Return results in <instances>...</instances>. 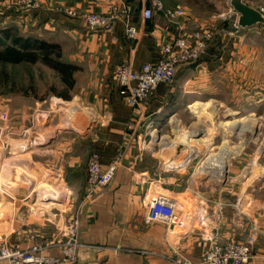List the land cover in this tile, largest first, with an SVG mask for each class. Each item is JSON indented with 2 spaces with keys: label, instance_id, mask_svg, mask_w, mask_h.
Instances as JSON below:
<instances>
[{
  "label": "crops",
  "instance_id": "crops-1",
  "mask_svg": "<svg viewBox=\"0 0 264 264\" xmlns=\"http://www.w3.org/2000/svg\"><path fill=\"white\" fill-rule=\"evenodd\" d=\"M118 1L44 0L46 10H33L32 12H20L14 8L5 12L2 9L7 6H3V2L0 1V11L5 12L2 14V24L5 26L2 29H6L9 24H15L17 30L26 36L58 44L62 49L64 59L80 67L75 74L74 98H78L82 105L96 112L98 125L87 146L81 143L65 148L48 145L45 151L53 154L54 158L55 155L58 158L52 161L46 160V162L53 171L55 167L59 169L61 181L66 187L64 195L68 199L73 198V201L78 200L76 208L67 215L68 218L64 223L66 224L72 216L79 218V238L85 248L81 249L77 260L71 264H176L173 260L175 251L180 252L192 262L198 263L207 249L208 238L196 233L179 236L177 239V236L167 233L163 224L149 226L144 224L147 206L155 196L151 193L155 183L163 185L165 181L170 184L172 190L166 191L174 197L190 193L193 200H196L193 210H197L194 208L205 201L212 204L224 203L226 205L224 221L220 225L221 228L213 230L211 237L219 241H228L246 238L250 233L247 220L254 218L253 222H259L262 224L260 227L264 229V206L260 207L264 203V198H262L264 179L246 181L239 173L240 166L234 162H229L221 179L213 176L210 179H199L194 177V174L188 177L184 173L191 168L192 160H195L199 154L189 161L188 150L180 149V145L170 147L174 149L166 147L170 149L168 151L155 143H161L164 138L163 126L167 127L166 120H171L174 115L182 114L180 111L183 109L186 108L190 115H196L195 117L198 118L197 113L191 108L195 103L213 106L219 114L226 112L231 102L230 99L222 97L220 91L225 89L224 86L230 79L233 80L232 74L229 73L231 66L236 64L233 60L236 55L245 63L252 57L256 58L257 50L248 51L247 48L250 45L242 46V43L253 42L260 36L246 32L234 39L224 41L225 37L221 38L222 35L210 24L211 21L204 22L195 16L186 3L175 0L171 5L162 0L169 8L182 7L185 9L187 15L180 18L178 22L186 23L191 30L197 27L211 28V25L215 33L214 40L199 62L179 67L176 84L173 87L161 84L145 105L134 110L124 103L119 94V89L112 79L114 69L124 61L130 62L136 70H141L147 63L157 61L159 53L155 40H169L178 36L181 31L178 25L170 23L162 14L156 15L151 20L144 19L142 11L150 6L151 0H124L132 8L130 23L139 30L135 39L127 37L125 25L121 21H117L113 30L109 32H94L87 29L80 19L71 18L63 13V10L68 7L82 12L103 13ZM243 1L257 9L248 0ZM237 20L238 15L234 23ZM253 27L240 29L251 30ZM240 29H234L228 34L233 36ZM220 42L222 43L221 48ZM234 42L240 43L241 48L238 52L228 49ZM240 69L245 70L243 73L245 79H242V82L247 83V74L251 67L241 66L240 63ZM174 103H177L176 110L172 111L170 106ZM40 105L36 103L35 113L38 112L34 116L30 115L31 120L38 119L40 111L48 112L40 108ZM180 119L183 122V118ZM170 120L168 122L171 125ZM131 121L133 125L130 128L128 126ZM11 124L9 127H4L2 131L5 133L3 135L4 144L5 142L8 144L6 154L12 155L6 157V161L12 168H26L25 164L33 160L40 149L38 142H33L34 139L38 140L36 134L39 133L31 132L33 127L30 125V128L29 126L25 128H29L31 135L23 136L21 121L14 120ZM207 127L210 126L207 125ZM207 133L202 136L204 144L210 137V133L208 131ZM149 136L151 139L148 145L146 140ZM151 143L154 144L151 145ZM208 151L210 150L207 148L204 152ZM93 154L99 156L104 167L118 158L121 165L111 185L100 189L92 202H86L84 198L87 168ZM202 154L203 151L200 156ZM19 155L27 160L19 161ZM35 163L38 162L35 161ZM170 163H175V165L180 163L173 173L171 169L166 170V164L169 167ZM198 168H196L197 171ZM14 178L18 180V177ZM203 184L211 185L213 188L210 190L207 188L206 192L201 191L200 186ZM30 197L31 195H28L24 198L29 199ZM175 199L186 212H192V208H188L178 198ZM251 202L257 203L258 206L252 208ZM0 206H2L1 212L4 207L3 201H0ZM208 206L211 210H216L212 205ZM15 232L16 236L8 237L7 234L6 237L14 246L22 249L33 244L31 239L33 234L40 233L41 240L46 241L52 240L56 235L53 233L51 237L48 236L50 235L47 234L50 232L49 226L41 230H29V233ZM173 237L175 239H171ZM48 251L52 255H59L56 248ZM249 264H264V236L259 238L254 258Z\"/></svg>",
  "mask_w": 264,
  "mask_h": 264
},
{
  "label": "rangeland",
  "instance_id": "rangeland-1",
  "mask_svg": "<svg viewBox=\"0 0 264 264\" xmlns=\"http://www.w3.org/2000/svg\"><path fill=\"white\" fill-rule=\"evenodd\" d=\"M164 1L171 5L175 2V0ZM180 1L181 3H186L191 8L192 13L204 22L208 20L211 21L210 24L222 35L221 38L225 37L223 39L224 41L226 39H234L238 35L243 33L246 34V32L259 35L260 38L255 39L253 42L249 41L242 43V46L246 44L250 45L247 48L248 51L257 50V57H252L245 63L239 60L238 55H236L233 60L236 61V64H233L229 70L233 80L230 79L228 84L224 86L225 89L220 91L221 96L230 99L231 102L230 107L226 109L225 113L219 114L218 111H215L210 119H205L206 117L201 118L197 112L195 113H197L198 118L195 117L196 115H190L189 111L185 108L183 111H180L182 114L174 115L175 118L172 120H166L165 124L167 127L163 126L165 135L162 134L164 137L161 140L162 146L159 142L155 144H159L162 149L166 147L170 148V146L178 147V145H180V149L184 151L188 150L187 152L190 154L189 161H191V159L196 156L195 152L192 150L195 151L196 148L193 147V149H190L187 144L190 140L199 139L192 136V132L194 131L193 128L198 130L204 129L210 133V137L208 141H205L206 144H204L202 138H200L201 145L196 144V142L191 143L193 146L201 147L204 150H200L198 153L199 155L197 154L198 157L192 160L191 168L186 170L184 175L190 177L194 174V177H198L199 179H210L212 176L210 173H206L202 168H198L199 165V167L204 165L207 156H209L210 153L217 154L221 152V150H224L225 147L235 149L236 147L243 146L240 148L241 152L239 151L240 153L238 152L229 162H234L236 165L240 166L241 170L239 173L246 181L259 178L264 179V24H257L251 30L246 29L243 31V29H240L238 32H235L233 36H230L228 33L234 31L235 28H233V24L237 17L232 6L233 0ZM248 1L254 4L257 9L264 8V0ZM12 9L13 8L6 7L2 10L6 12V10L9 11ZM4 11H0V31L2 27H5L2 24V14L5 13ZM211 25L210 27L213 28ZM7 26V28L14 27L17 29L15 24H9ZM21 34L24 35V33ZM236 44L237 46H235ZM219 46L221 48V42ZM240 48L239 42H234V44L228 47V49L236 52H238ZM240 63L241 66L251 67L250 72L247 74V83L242 82V79H245L243 76L245 70L240 69ZM174 84H176V82ZM54 88L58 92L64 91L57 73L44 64L0 66V109H2L0 111V183H2L3 190L0 193V201L4 202V207L0 212V235L6 236L8 234V237H14L16 236L15 231L27 233L29 230H41V228H47V226H49L50 232H47V234H50L48 236L51 237L53 233H59V228L64 226V221L68 218L67 215L74 211L78 203V200L73 201V198L68 199L64 195L66 187L64 182L61 181L59 169L55 167L53 171L50 169L51 166L46 162V160L52 161L58 158L56 155L54 158L53 154L46 153L45 151L48 149L46 146L53 145L65 148L78 143L87 146L93 137L98 121L94 110L82 105L78 98H74V89L70 92L72 96L71 99L65 100L52 92ZM45 100L47 101L44 103L43 101ZM37 102L41 104L40 108L48 112L45 113L40 111L39 114L41 117L39 116L38 119L33 118V120H31L30 115L34 116L38 112L36 111L35 113ZM176 104L177 103L172 104L170 110H176ZM205 106V109L210 107L208 105ZM82 108H85V110ZM5 113L7 116L4 115ZM179 117L183 118V122L180 121L181 119ZM242 117L245 119L247 118L244 124H237L238 126L233 125L227 129L221 125L222 122L227 120L235 121ZM14 120L17 122L21 121L24 130L23 136H30L31 132L36 131L39 133L36 134L38 140L34 139L33 142H38V148L40 149L37 154H35L34 161L31 159L26 164L24 163L26 168H12L10 163L6 161V157L12 155L6 154L8 144L6 142L4 144L5 138L3 135L5 133H2V131L4 127L12 125L11 123H13ZM169 120L171 121V125L168 122ZM207 124H209L208 126L210 127H207ZM30 125L33 127V131L31 132H29ZM27 126H29V128H25ZM241 129L245 130L243 132L245 137L242 138L240 135ZM207 131L204 135L208 134ZM33 134L35 136V133ZM76 137L78 139L75 140L74 138ZM156 137L155 141L157 139ZM150 139L149 136L146 142L148 143ZM153 144L154 143H151V145ZM169 148L166 149H168V151L174 149ZM207 148L210 151L204 152ZM202 151L203 154L200 156ZM18 159L21 162L27 160V158H23L21 155H19ZM35 161L38 163H35ZM179 164L175 165V163H170L169 167H167L168 164H166V170L171 169L173 173L175 169L178 168ZM196 168H198V171ZM14 177H18V180H15ZM215 178L221 179L222 177L216 176ZM159 185L155 183L151 192L152 195H170L169 192L166 191L172 190L170 184L164 181L163 185ZM207 188L210 190L213 187L211 185L207 186V184L200 186L201 191L204 190L206 192ZM206 194L209 195V193ZM28 195H31V197L25 199L24 197ZM172 197L178 198L185 203L188 208H192V211H195L193 207L196 200H193L190 193ZM262 198H264V196H262ZM205 203L206 201L194 209H198L201 205L209 208ZM256 206H258L257 203L251 202L252 208ZM262 206H264V203H262L260 207ZM1 207L2 206H0V208ZM56 214L57 216H55ZM253 219L247 220L250 233L255 224ZM207 220L210 222V227L216 224V219ZM156 224L159 225L161 223H155L153 225ZM220 225L218 227L221 228ZM258 225L261 226L262 224L258 222ZM164 226L167 231V226ZM218 227L216 228L218 229ZM191 230L192 229H180L177 227L174 232H170L169 234L177 236L178 239L179 236L200 233L203 237L207 238L212 236L213 230L215 229L207 231L208 229L204 228L203 225L199 223L196 229ZM186 231L191 232L187 233ZM40 235L41 234L38 233L37 238L39 240L42 239ZM44 236L47 237L46 235ZM171 239L175 238L173 237Z\"/></svg>",
  "mask_w": 264,
  "mask_h": 264
},
{
  "label": "built area",
  "instance_id": "built-area-1",
  "mask_svg": "<svg viewBox=\"0 0 264 264\" xmlns=\"http://www.w3.org/2000/svg\"><path fill=\"white\" fill-rule=\"evenodd\" d=\"M0 1L3 2V6L14 8L20 12L41 11L47 8L44 0ZM64 1L72 2L74 0ZM257 10L264 16V8ZM63 13L71 18L80 19L90 31L109 32L113 30L117 21H121L125 25L127 37L135 39L139 33L138 28L130 23L132 8L124 0L113 3L108 11L103 13L82 12L72 7L64 9ZM161 14L170 23L178 25L180 34L169 40H155L159 53L157 61L145 64L141 70L134 69L130 62L124 61L117 65L112 74V79L119 89L122 100L134 110L145 105L161 84L173 86L179 67L199 62L214 40L215 33L211 28L197 27L191 30L186 23L178 22L180 18L187 15L182 7L169 8L162 0H151L150 6L142 11L145 20H151ZM234 28H241L238 21L234 23ZM4 115L7 116L6 113ZM132 125L133 121L128 127L131 128ZM151 138H153L152 135ZM120 165L121 162L118 158L104 167L97 154L91 155L87 168L84 198L86 202H92L100 189L111 185L117 176ZM2 191L0 184V193ZM209 203L205 204L215 207V211L201 205L195 211L186 212L177 199L170 195L157 194L148 204L143 221L146 226L155 223L164 224L168 228L167 233L174 232L177 227L194 230L199 223L208 229L207 231L217 230L216 227L224 221L226 205L222 202ZM207 219H216V224L210 227V222ZM254 223L251 233L243 240L219 241L214 237H207L209 244L198 263L192 262L178 251H175L173 260L176 264H249L254 258L259 238L264 236V229L258 223ZM59 230V233L50 241L39 240L38 235L33 234L31 237L33 244L26 249L14 246L8 237L0 235V264H71L75 262L81 249L85 248L79 238V218L72 216ZM52 248L58 249L59 255H52L48 251Z\"/></svg>",
  "mask_w": 264,
  "mask_h": 264
},
{
  "label": "trees",
  "instance_id": "trees-1",
  "mask_svg": "<svg viewBox=\"0 0 264 264\" xmlns=\"http://www.w3.org/2000/svg\"><path fill=\"white\" fill-rule=\"evenodd\" d=\"M44 64L55 71L64 88L52 92L65 100L71 99L70 92L75 87V74L80 70L76 64L64 59L62 49L58 44L49 43L42 39L22 35L14 27L0 31V66L23 64Z\"/></svg>",
  "mask_w": 264,
  "mask_h": 264
},
{
  "label": "bare ground",
  "instance_id": "bare-ground-1",
  "mask_svg": "<svg viewBox=\"0 0 264 264\" xmlns=\"http://www.w3.org/2000/svg\"><path fill=\"white\" fill-rule=\"evenodd\" d=\"M206 104H203V103H195L191 106V108L194 110V112H197L198 115L202 118L206 117L205 119L207 118H211L212 115H214V112H215V108L213 106H210L208 109H205L204 107ZM81 108V107H80ZM85 110V108H82ZM77 111V109H76ZM208 111V112H207ZM78 112V111H77ZM175 117L173 116L172 119H174ZM247 119V118H246ZM245 118H239L238 120H235V121H225V122H222V126L223 127H226L229 128L233 125H237V124H244L246 123V120ZM249 120V119H248ZM208 121V120H207ZM210 121V120H209ZM249 122V121H248ZM207 123V122H206ZM209 125V124H207ZM238 126V125H237ZM221 127V128H223ZM244 127V125H243ZM239 128V127H238ZM245 128V127H244ZM229 130V129H228ZM242 131V133H241ZM240 131V135H241V138L242 137H245V135H243V132L245 130H242L241 129ZM206 133V131L204 129H201V130H198V129H194V131L192 132V136H194L195 138H199V139H196V140H190V142L187 144L190 149H193L196 148V150H192L193 152H195V154L197 155L200 150H201V147H196V146H193L191 143L192 142H196V144H199L201 145L200 143V138H202V136ZM245 134V133H244ZM239 135V136H240ZM169 142V141H168ZM170 146V145H169ZM171 147V146H170ZM243 147V146H242ZM242 147H236L235 149L234 148H224V150H221V152L219 153H210L209 156H207V159H206V162H204V165H201L202 167H199L203 169L204 172L206 173H210L212 176H217V177H223L224 176V173L226 171V168H227V164H229V161L231 158H233L234 156L237 155V153L240 151V148ZM189 149V150H190ZM194 156V155H193ZM190 160V159H189ZM256 164V163H255ZM210 175V176H211ZM53 214V213H52Z\"/></svg>",
  "mask_w": 264,
  "mask_h": 264
},
{
  "label": "water",
  "instance_id": "water-1",
  "mask_svg": "<svg viewBox=\"0 0 264 264\" xmlns=\"http://www.w3.org/2000/svg\"><path fill=\"white\" fill-rule=\"evenodd\" d=\"M232 6L238 15V24L241 28L264 24V16L255 8L244 3L243 0H233Z\"/></svg>",
  "mask_w": 264,
  "mask_h": 264
}]
</instances>
